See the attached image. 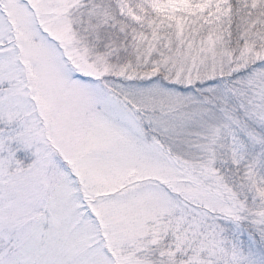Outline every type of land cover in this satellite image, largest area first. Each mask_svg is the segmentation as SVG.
<instances>
[{
	"label": "snow or ice",
	"instance_id": "obj_1",
	"mask_svg": "<svg viewBox=\"0 0 264 264\" xmlns=\"http://www.w3.org/2000/svg\"><path fill=\"white\" fill-rule=\"evenodd\" d=\"M0 264H264V0H0Z\"/></svg>",
	"mask_w": 264,
	"mask_h": 264
}]
</instances>
